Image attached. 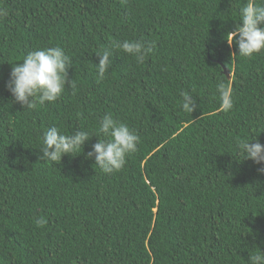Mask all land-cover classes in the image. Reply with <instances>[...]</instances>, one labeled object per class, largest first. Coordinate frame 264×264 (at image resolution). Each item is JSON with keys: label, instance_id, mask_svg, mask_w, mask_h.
I'll list each match as a JSON object with an SVG mask.
<instances>
[{"label": "trees", "instance_id": "obj_1", "mask_svg": "<svg viewBox=\"0 0 264 264\" xmlns=\"http://www.w3.org/2000/svg\"><path fill=\"white\" fill-rule=\"evenodd\" d=\"M244 3L0 0V264H246L264 252V175L236 151L253 137L264 145V51L233 56L225 40ZM123 40L152 52L138 63L112 47ZM55 46L75 87L21 108L5 87L11 65ZM103 50L112 55L101 80ZM220 80L232 88L228 112ZM105 114L140 138L121 170L86 158L95 136L75 157L40 160L47 128L94 130Z\"/></svg>", "mask_w": 264, "mask_h": 264}, {"label": "clouds", "instance_id": "obj_2", "mask_svg": "<svg viewBox=\"0 0 264 264\" xmlns=\"http://www.w3.org/2000/svg\"><path fill=\"white\" fill-rule=\"evenodd\" d=\"M5 14L0 12V15ZM225 40L229 46L236 44L238 55L233 56L251 58L264 51V0L259 4L256 0H246L239 9V22L235 24V30L228 33ZM112 47L135 57L138 63H143L146 56L152 52V45L140 40L113 41ZM111 55L108 50L97 54L99 63L96 69L101 80L108 71ZM70 68V57L61 47L38 48L27 53L21 63L11 65L9 81L5 87L21 108L34 109L57 101L66 84L75 87V84L67 79ZM216 92L219 95L220 110L230 111L233 107L230 84L224 80L218 81ZM180 96L183 111L192 113L197 108L196 100L187 91H182ZM92 136L97 138V142L92 145V151L87 153L86 158L94 159L95 166L105 174L121 170L126 157L137 150L140 141L138 134L126 123L114 119L111 114H105L94 130H78L64 134L58 127L47 128L41 138L40 160L61 162L64 156L75 157ZM253 140L254 137L250 141L238 142L236 151L243 161L249 160L261 165L257 171L258 174L264 175V145ZM35 223L42 226L44 221L37 219ZM246 264H264V252L260 249L254 250L248 256Z\"/></svg>", "mask_w": 264, "mask_h": 264}, {"label": "water", "instance_id": "obj_3", "mask_svg": "<svg viewBox=\"0 0 264 264\" xmlns=\"http://www.w3.org/2000/svg\"><path fill=\"white\" fill-rule=\"evenodd\" d=\"M228 75H229V73H228ZM229 78H230V76H228Z\"/></svg>", "mask_w": 264, "mask_h": 264}]
</instances>
